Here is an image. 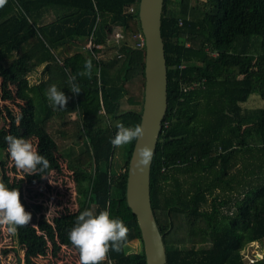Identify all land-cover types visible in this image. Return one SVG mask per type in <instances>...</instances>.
Wrapping results in <instances>:
<instances>
[{
	"label": "trees",
	"instance_id": "16d2710c",
	"mask_svg": "<svg viewBox=\"0 0 264 264\" xmlns=\"http://www.w3.org/2000/svg\"><path fill=\"white\" fill-rule=\"evenodd\" d=\"M138 2L7 0L0 8V101L17 100L20 119L32 110V122L66 159L71 180L89 183L82 208L54 213L53 233H64L61 238L72 246L67 233L80 212L99 214L106 207L129 229L121 250L109 251L102 264H145L125 198L135 141L122 148L110 143L119 123H140L144 50L136 46ZM116 32L121 38L111 43ZM161 35L167 110L151 163L150 201L166 264H264V254L248 259L243 253L264 242V0H164ZM88 41L93 48L85 47ZM89 60L91 78L78 75ZM72 77L78 95L70 92ZM50 85L68 97L64 109L48 101ZM251 96L262 105L244 107ZM4 136L2 123L0 155ZM12 171L17 175L14 165ZM48 171L7 183L42 223L49 203L39 201L43 193L33 187ZM133 241L139 249L131 247Z\"/></svg>",
	"mask_w": 264,
	"mask_h": 264
},
{
	"label": "rangeland",
	"instance_id": "374dc122",
	"mask_svg": "<svg viewBox=\"0 0 264 264\" xmlns=\"http://www.w3.org/2000/svg\"><path fill=\"white\" fill-rule=\"evenodd\" d=\"M117 33L111 35V43L112 41L116 43V40L121 38ZM109 48L112 49L113 45H110ZM29 80L35 82L37 76L31 75ZM8 86L12 94H15V81L11 76H8ZM17 104V100L0 101L3 115L0 126L2 123L5 126V136L2 141L5 150L0 155V182L7 185L14 176L22 177L24 175L20 170L17 171V175H14L12 171L14 164L8 154L5 137L12 135L17 138L29 139L50 164L48 174L41 176V181L33 187L37 192L43 193L39 201L48 199L49 209L46 212L47 223L40 221L41 215L36 210H28L27 212L31 213V222L29 225L21 227L20 232L18 230L10 232L7 225H0V264H80L77 251L67 243L65 244L61 238L64 233H60L61 235L57 231L53 233V228H56L52 217L55 212H61L66 208L69 211L82 208L88 194L89 183L76 184L71 180L66 159L55 152L52 139L32 122V110L27 111L20 119ZM261 105L262 101L256 96H251L243 104L247 108ZM241 130L245 132L247 128H241ZM116 153V161L121 162L118 158V149ZM38 174L25 175L24 178L27 180ZM57 191L60 195L56 193ZM131 247L135 250L139 249L138 242L133 241ZM243 253L244 257L248 259L261 258L264 254V242L251 243Z\"/></svg>",
	"mask_w": 264,
	"mask_h": 264
},
{
	"label": "clouds",
	"instance_id": "9594fccd",
	"mask_svg": "<svg viewBox=\"0 0 264 264\" xmlns=\"http://www.w3.org/2000/svg\"><path fill=\"white\" fill-rule=\"evenodd\" d=\"M7 0H0V8L6 6ZM91 61H86L84 71L80 76L91 78ZM72 77L70 92L78 95L80 86ZM53 107L64 109L68 97L56 85H50L45 93ZM115 136L110 139L113 147L122 148L138 141L144 136L142 124L134 127L117 125ZM7 151L16 169L24 175H33L44 172L50 167L49 161L39 153L38 148L29 139L17 138L12 135L5 137ZM153 149L148 145L137 148L134 161L137 170H143L151 162ZM21 179V180H22ZM19 191L16 187L9 188L4 182H0V225H7L10 232H15L19 227H24L31 222V213L25 211L19 199ZM128 227L116 217L113 218L107 210H101L94 214L92 210H84L77 216L74 226L67 233L70 244L79 253L80 264H102L106 260L109 251L121 250V245L127 240Z\"/></svg>",
	"mask_w": 264,
	"mask_h": 264
},
{
	"label": "water",
	"instance_id": "95a60500",
	"mask_svg": "<svg viewBox=\"0 0 264 264\" xmlns=\"http://www.w3.org/2000/svg\"><path fill=\"white\" fill-rule=\"evenodd\" d=\"M164 0H139L138 22L144 40V86L140 123L144 136L134 142L127 165L125 198L135 216L144 251L145 264H166L162 235L158 229L150 201L151 162L143 170L134 165L139 146L153 149L161 131L167 110V68L161 35Z\"/></svg>",
	"mask_w": 264,
	"mask_h": 264
},
{
	"label": "built area",
	"instance_id": "2783aa9c",
	"mask_svg": "<svg viewBox=\"0 0 264 264\" xmlns=\"http://www.w3.org/2000/svg\"><path fill=\"white\" fill-rule=\"evenodd\" d=\"M129 11H130V12H133V11H134V8H133V7H130V8H129ZM137 38H138V42H137L136 46H137L138 48H144V40H143L142 35H138ZM85 47L91 49V48L94 47V45L91 43V41H88V42L86 43Z\"/></svg>",
	"mask_w": 264,
	"mask_h": 264
},
{
	"label": "bare ground",
	"instance_id": "6f19581e",
	"mask_svg": "<svg viewBox=\"0 0 264 264\" xmlns=\"http://www.w3.org/2000/svg\"><path fill=\"white\" fill-rule=\"evenodd\" d=\"M248 254V253H247ZM247 256V255H246Z\"/></svg>",
	"mask_w": 264,
	"mask_h": 264
}]
</instances>
